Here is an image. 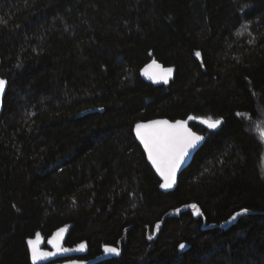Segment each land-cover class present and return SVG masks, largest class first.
<instances>
[{
    "label": "trees",
    "instance_id": "16d2710c",
    "mask_svg": "<svg viewBox=\"0 0 264 264\" xmlns=\"http://www.w3.org/2000/svg\"><path fill=\"white\" fill-rule=\"evenodd\" d=\"M0 57V264L60 228L78 259L121 242L98 264H264V0H0ZM189 116L222 123L164 193L134 126Z\"/></svg>",
    "mask_w": 264,
    "mask_h": 264
},
{
    "label": "snow or ice",
    "instance_id": "6c2138e0",
    "mask_svg": "<svg viewBox=\"0 0 264 264\" xmlns=\"http://www.w3.org/2000/svg\"><path fill=\"white\" fill-rule=\"evenodd\" d=\"M196 57H200L199 51L195 52ZM173 72L172 68L164 69L162 65L155 60L147 65L144 69V75L149 79L159 82L163 80L168 82L169 77ZM6 81L0 79V94L4 92ZM237 116H245L244 113L237 112ZM197 117H189V120H196ZM201 123L205 124L209 129H216L222 121L219 119H201ZM255 131L261 142H264V120L255 123ZM136 137L141 141L144 149L147 152L148 159L155 166L156 171L163 178L161 188H171L176 182V174L180 166L184 163L185 158L190 151L194 149L197 144L204 139L203 136L197 135L191 128L188 127V121L177 120L175 122L169 120H153L146 123H137L135 125ZM194 210L196 216H203V213L196 204L190 206ZM180 209H176L179 212ZM249 209H242L237 212L232 219L235 220L237 216L247 214ZM156 230L160 228V224L155 225ZM66 229L61 228L55 233L48 243L52 244L55 251H44L41 249V236L36 233L35 239H28L27 245L31 252L32 264H37L38 261L53 257L57 253H65L71 249L62 246V238ZM148 239H152L149 236ZM87 247L85 243H81L77 250H84ZM184 243L179 244L181 250L185 249ZM105 254L120 255V249L117 247L105 245L103 249ZM71 264H80V262L72 261Z\"/></svg>",
    "mask_w": 264,
    "mask_h": 264
},
{
    "label": "water",
    "instance_id": "95a60500",
    "mask_svg": "<svg viewBox=\"0 0 264 264\" xmlns=\"http://www.w3.org/2000/svg\"><path fill=\"white\" fill-rule=\"evenodd\" d=\"M157 62V61H156ZM1 57H0V67H1ZM158 64L162 65L161 63L157 62ZM151 64V62L149 63ZM147 64V65H149ZM146 65V66H147ZM145 66V67H146ZM163 66V65H162ZM145 67L142 69L141 71V75L143 77V79L150 83V84H154V85H163L165 87H168L170 85V82L172 80V77H173V72L171 74V76L169 77L168 79V82L167 83H164L163 80H160L159 82L157 81H154V80H151L148 78V76L144 75V69ZM164 69H167V67H164ZM0 79H3L1 76H0ZM4 80V79H3ZM6 81V80H5ZM7 88H8V82L6 81V85H5V89H4V92L2 94H0V119H1V116H2V112H3V108H4V98H5V94H6V91H7ZM189 117H193V116H189ZM189 117L186 118V119H178V120H186L188 121V127L191 128V124L195 121H198L199 123H201L200 121L201 120H189ZM153 120H169L167 118H156V119H152V120H148V121H153ZM148 121H141V122H138V123H146ZM171 121V120H169ZM177 121V120H175ZM175 121H172V122H175ZM137 124V123H136ZM135 124V125H136ZM203 124V123H202ZM205 125V124H204ZM206 126V125H205ZM220 126V125H219ZM218 126V127H219ZM207 127V126H206ZM192 129V128H191ZM193 130V129H192ZM134 136H135V139L137 141V143L140 145V147L142 148V151L143 153L145 154V157H146V160H147V163L149 164V166L152 168V170L154 171V173L156 174L157 178L159 179L160 181V185L163 183V178L159 175V173L156 171V168L155 166L151 163V161L148 159V156H147V152L146 150L144 149V146L143 144L141 143V141L136 137V133H135V126H134ZM194 131V130H193ZM195 132V131H194ZM197 133V132H196ZM197 135H201L204 137V139L202 141H200L197 146L192 149L189 153V155L185 158V161L184 163L180 166L179 170L177 171V174H176V182L175 184L171 187V188H161L160 187V190L164 193H170V192H173L176 187H177V184H178V181H179V176L180 174L189 167V165L191 164V162L193 161V158L194 156L196 155V153L199 151V149L203 146V144L205 143L206 141V136L205 135H202V134H199L197 133ZM61 229V228H60ZM59 229V230H60ZM57 230V231H59ZM56 231V232H57ZM55 232V233H56ZM55 233L52 235V237L55 235ZM41 236V235H40ZM52 237L49 239L51 240ZM42 240H41V244H40V247L42 250L44 251H55V249L53 248L52 244L48 243V241L46 242L44 240V238L41 236ZM66 238H67V234H66V231L63 235V238H62V246L64 248H67L69 249L65 243H66ZM31 239H35V237L31 238ZM109 246H113V247H117L120 249V255L119 256H116V255H110V254H105L103 249H102V253L100 255H98L97 257L95 258H92V259H89V260H85V259H78L77 256H80L84 251V250H77L78 248H74V249H71V251H68V252H65V253H57V255L53 256V257H50V258H46V259H42L40 261L37 262V264H71L72 261H77V262H80V264H98V263H101V262H104L106 260H110V259H113V258H119L121 257L122 255V245H121V242H119L116 246L114 245H109ZM29 249V247H28ZM29 254H30V260H31V252H30V249H29ZM31 263H32V260H31Z\"/></svg>",
    "mask_w": 264,
    "mask_h": 264
}]
</instances>
